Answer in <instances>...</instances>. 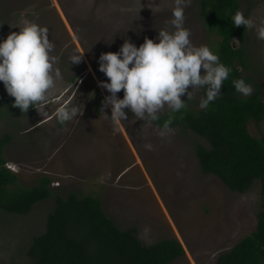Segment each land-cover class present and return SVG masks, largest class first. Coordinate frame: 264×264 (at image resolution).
<instances>
[{
    "label": "rangeland",
    "instance_id": "rangeland-1",
    "mask_svg": "<svg viewBox=\"0 0 264 264\" xmlns=\"http://www.w3.org/2000/svg\"><path fill=\"white\" fill-rule=\"evenodd\" d=\"M149 3L159 8L151 10ZM199 4L200 0H191L185 8L184 27L190 30L193 45L213 49L220 38L208 33ZM172 7V0H0V40L18 32L25 22L47 27L63 77L50 91L43 117L35 109L22 115L3 113L7 92L0 82V134L12 135L5 150L8 166L24 186L48 176L49 187L58 193L98 196L121 228H138L143 242L178 238L186 252L171 264H216L221 253L256 229L262 200L259 182L241 193L217 175L204 174L196 144L206 140L190 130L170 127L160 137L159 126L137 120L131 112L119 124L103 111L95 113L108 95L97 84L107 80L97 70L100 53L118 51L124 39L139 46L145 37L155 41L161 29L171 31L167 21L172 19ZM239 11L256 21L264 16V0H241ZM234 40L244 45L251 67L244 75L258 88L248 84L264 98V41L257 39L254 29H247L243 42ZM74 53L83 55L78 65L70 63ZM204 95L203 88L195 90L192 106L200 108ZM117 96L122 98L123 91ZM65 104L78 105L82 115L59 123L56 110ZM104 111L111 115L110 108ZM248 130L254 137L264 136V119L251 121ZM53 207L54 197L27 215L0 211V264H30L29 241L43 231L45 215Z\"/></svg>",
    "mask_w": 264,
    "mask_h": 264
},
{
    "label": "trees",
    "instance_id": "trees-1",
    "mask_svg": "<svg viewBox=\"0 0 264 264\" xmlns=\"http://www.w3.org/2000/svg\"><path fill=\"white\" fill-rule=\"evenodd\" d=\"M199 5L208 33L220 38L213 50L218 49L220 62L231 72L221 94L207 108H195L191 99H184L186 108L175 113L168 109L154 123L160 127L171 120L170 127L190 130L205 139L207 143L196 144L202 172L217 175L231 190L242 193L259 182L262 200L256 229L231 250L221 253L216 264H264V136L254 137L248 130L251 121L264 119V98L258 91L241 96L232 83L243 78L258 88L250 76L244 75L251 68L244 45L233 44L234 36L243 42L247 31L244 25L233 26L231 20L240 10L241 0H200ZM102 100L95 107L96 114L102 113ZM13 101L8 94L4 97L3 113L22 115L34 110L30 107L20 112L13 107ZM11 141V133L0 134V211L27 215L38 203L54 197L43 231L33 236L27 246L30 264H171L185 255L178 238L146 243L139 238L135 225L121 228L104 210L98 196L76 191L58 193L49 187L48 176L24 186L7 166L5 150Z\"/></svg>",
    "mask_w": 264,
    "mask_h": 264
},
{
    "label": "clouds",
    "instance_id": "clouds-1",
    "mask_svg": "<svg viewBox=\"0 0 264 264\" xmlns=\"http://www.w3.org/2000/svg\"><path fill=\"white\" fill-rule=\"evenodd\" d=\"M172 4V19L167 21L171 31L161 29L155 41L145 37L139 46L124 39L118 51L102 52L97 58V70L107 77V80L97 81L98 87L108 93L103 97L101 109L114 124L127 120L129 112L137 120L156 122L165 107L172 113L186 108V100L192 99L193 92L200 88L205 90L199 102L201 109L207 108L221 94L220 89L231 69L220 62L218 49L214 51L208 45L192 44L191 32L184 27L185 8L191 0H172ZM148 7L158 9L159 4L149 3ZM231 20L235 27L244 25L254 29L257 39L264 41V16L254 21L237 10ZM18 28V32L13 31L0 40V82L14 98L13 107L20 112H27L31 107L43 117L50 91L63 79L60 68L56 67L59 57L53 54L54 44L49 40L47 27L25 22ZM233 44L238 46L239 42L233 40ZM82 58L83 55L74 53L70 57L71 65H78ZM232 83L242 96L253 93L252 85L243 78ZM190 85L192 90L188 91ZM121 90L122 98L117 96ZM185 94L187 98L182 100ZM108 108L110 116L104 111ZM80 115V107L76 104L61 105L56 110L59 123ZM170 124L171 120H166L160 126V137L166 136ZM145 148L151 150L152 145L146 144Z\"/></svg>",
    "mask_w": 264,
    "mask_h": 264
},
{
    "label": "water",
    "instance_id": "water-1",
    "mask_svg": "<svg viewBox=\"0 0 264 264\" xmlns=\"http://www.w3.org/2000/svg\"><path fill=\"white\" fill-rule=\"evenodd\" d=\"M237 36H234L233 39H236Z\"/></svg>",
    "mask_w": 264,
    "mask_h": 264
}]
</instances>
